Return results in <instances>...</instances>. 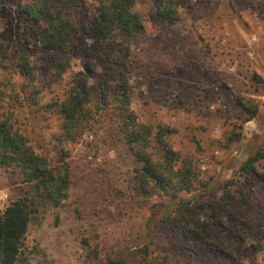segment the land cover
Instances as JSON below:
<instances>
[{
	"label": "rangeland",
	"instance_id": "374dc122",
	"mask_svg": "<svg viewBox=\"0 0 264 264\" xmlns=\"http://www.w3.org/2000/svg\"><path fill=\"white\" fill-rule=\"evenodd\" d=\"M26 3L0 0L8 75L20 91L24 79L12 61L23 54L34 72L28 85L34 103L24 111L28 135L44 152L69 150L71 179L67 199L53 206L17 170L0 165V212L25 197L33 211L23 240L28 261L88 264L89 246L127 264H140L134 252L144 247L163 264H264V0H185L172 21L157 15L156 0H140L135 9L143 28L131 37L124 63L117 33L95 46L85 32L96 0L56 3L79 28L64 51L19 41ZM120 71L137 119L167 127L165 139L179 159L193 163L192 191L139 189L138 162L112 110ZM78 87L88 93L89 123L62 144L53 102ZM245 105L256 114L250 117ZM152 151L156 157L158 149ZM255 156L252 171L241 169ZM182 213L192 214L223 252L186 237Z\"/></svg>",
	"mask_w": 264,
	"mask_h": 264
},
{
	"label": "trees",
	"instance_id": "16d2710c",
	"mask_svg": "<svg viewBox=\"0 0 264 264\" xmlns=\"http://www.w3.org/2000/svg\"><path fill=\"white\" fill-rule=\"evenodd\" d=\"M139 1L96 0V14L85 29L87 36L97 42L95 46L117 33L121 41L117 43L115 50L122 63L128 54L131 37L138 35L143 28L142 17L135 9ZM59 2L60 0H27L20 10L19 41L61 51L70 48L79 28L61 14L57 6ZM184 2L185 0H156L157 15L169 21L175 20ZM19 51L25 53L27 49L22 47ZM22 55H14L12 61L18 74L24 79L22 89L17 91L15 83L8 75L9 54L0 42V165L17 170L23 182L31 184L43 202L59 206L69 195L70 152L62 148L52 153L39 150L28 135L24 111L34 103L32 89L28 87L34 80V72ZM130 88L126 72L120 71L113 87L115 103L112 110L118 132L127 150L138 162L134 169V178L139 189L145 192L154 189L171 196L182 191H192L197 181V171L193 163L184 158L179 159L177 151L165 139V135L171 132L167 127L155 129L137 119L131 109ZM86 95L88 93L85 89L78 87L77 90L73 89L57 97L53 102L59 121L57 142L63 144L75 140L89 123L90 109L86 105ZM245 110L250 112V117L257 112L256 107L246 105ZM152 149H158L156 157L153 156ZM257 158H249L242 164L241 169L252 171V161ZM260 177L264 181V174H260ZM32 214L27 197L11 201L0 212V264H38L28 261L23 247L24 236L33 219ZM181 219L186 237L198 243L209 244L211 248L223 252L211 239H207L210 238V233H201L198 225L201 223L193 219L192 214L185 213L181 215ZM134 253L140 258V264H163L158 257L149 256L146 247L143 251L139 249ZM87 258L88 264H127L120 256L101 257L96 248L89 246Z\"/></svg>",
	"mask_w": 264,
	"mask_h": 264
}]
</instances>
